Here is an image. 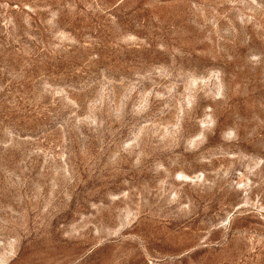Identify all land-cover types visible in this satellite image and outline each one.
I'll list each match as a JSON object with an SVG mask.
<instances>
[{"label": "rangeland", "instance_id": "1", "mask_svg": "<svg viewBox=\"0 0 264 264\" xmlns=\"http://www.w3.org/2000/svg\"><path fill=\"white\" fill-rule=\"evenodd\" d=\"M0 264H264V0H0Z\"/></svg>", "mask_w": 264, "mask_h": 264}]
</instances>
